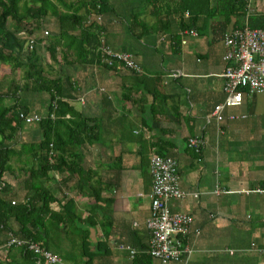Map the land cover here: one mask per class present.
Returning a JSON list of instances; mask_svg holds the SVG:
<instances>
[{
	"label": "crops",
	"instance_id": "crops-1",
	"mask_svg": "<svg viewBox=\"0 0 264 264\" xmlns=\"http://www.w3.org/2000/svg\"><path fill=\"white\" fill-rule=\"evenodd\" d=\"M111 3L113 12L103 16L107 43L132 54L142 74L135 76L118 65L75 66L67 76L72 88L63 82V93L74 109L97 120L98 141L85 146L83 155L94 180L111 190L106 214L110 226L101 214L98 217L109 235L104 237L100 225L90 229L91 241L100 242L91 264H132L120 245L140 253L137 264H159L141 254L149 239L148 165L155 153L174 158L181 189L198 193L197 198L168 202L172 212L192 216V229L199 232L188 236L184 261L172 264H264V193L257 192L264 189V94H247L241 107L223 111V116L236 113L244 118L218 122L212 115L225 97L223 36L248 25L251 17L264 21V0H246L244 13L235 12V0L185 1L201 12L192 28L195 35L180 27L181 17L187 22L189 13L179 16L172 11L184 6L182 0H136L135 14L125 0ZM176 36L179 40L172 42ZM35 109L30 107V112L37 113ZM30 136L40 135L34 128ZM193 136L204 140L199 155L186 146ZM61 179L52 176L56 196L61 195L57 187H65ZM75 197L77 214L86 216L89 197ZM7 242L0 236V264H45L23 257L20 248ZM56 247L51 251L59 255Z\"/></svg>",
	"mask_w": 264,
	"mask_h": 264
},
{
	"label": "trees",
	"instance_id": "trees-1",
	"mask_svg": "<svg viewBox=\"0 0 264 264\" xmlns=\"http://www.w3.org/2000/svg\"><path fill=\"white\" fill-rule=\"evenodd\" d=\"M182 1L184 6L178 5L172 11L179 16L189 13L187 22L181 17L180 27L182 31H190L201 12L192 10L185 3L188 0ZM235 1V12L244 13L246 0ZM110 5L111 0H0V63L10 65L13 70L22 69L25 80L20 87L13 84L7 93L0 92V236L7 240L11 235L31 240L48 251L56 243V251L69 264L76 261L91 264L98 256L100 242L91 241L90 229L100 225L104 237L109 235L104 224L107 223L108 227L111 224L106 214L112 198L108 196L111 191L109 185L99 179L94 180L93 170L85 165L83 155L85 146L98 141L97 120L84 117L74 109L69 97L63 93V82L69 88L73 82L70 77L56 74L52 64L62 62L73 68L100 65L109 69L118 65L135 76L142 74L139 65L140 72L137 73L123 67L122 62L115 61L108 66L102 61L99 50L101 38L110 51L130 54L115 51L107 43L103 16L113 12ZM48 15L57 20L58 29L48 42L41 39L37 42L43 43L49 64L35 47L24 52L25 42L17 36L22 23L39 28ZM160 15H156L158 21ZM99 17L101 20H97ZM248 27L264 28V21L251 17ZM32 30H28V34H32ZM178 40L176 36L172 42ZM130 56L134 59L132 54ZM24 92L47 95L45 116L36 123L40 137L35 141H22L20 138L24 122L19 113L32 114L30 106L22 101ZM9 99L13 105L6 103ZM54 173L62 176L61 182L65 186L72 187L71 196L58 198L55 195L50 185ZM7 175L19 181L21 196H17L13 185L6 180ZM79 193L87 195L92 203L84 217L76 212L75 194ZM100 214L104 224L98 218ZM147 249L148 244L141 254L150 261L153 258ZM21 251L23 257L37 259L32 252ZM139 255H134L132 264H137Z\"/></svg>",
	"mask_w": 264,
	"mask_h": 264
},
{
	"label": "built area",
	"instance_id": "built-area-1",
	"mask_svg": "<svg viewBox=\"0 0 264 264\" xmlns=\"http://www.w3.org/2000/svg\"><path fill=\"white\" fill-rule=\"evenodd\" d=\"M44 33L48 34L46 31ZM187 33L195 35L193 30ZM223 45L225 51L222 61L225 67L221 77L224 80L222 90L225 97L212 112L218 122L224 119L233 121L244 118V114L236 113L223 116V111L241 107L247 94H264V28L251 29L247 24L234 28L224 34ZM34 47H36L34 38H29L24 51H30ZM99 50L102 53V61L106 65L111 66L113 62L118 61L123 63V67L137 73L140 72L136 61L130 54L110 51L105 46L103 38L100 39ZM19 117L24 123L30 124L40 121L42 115L19 113ZM186 146L199 155L204 148V140L199 136L189 137ZM148 173L151 200L149 216L145 220L149 234L148 253L159 264L182 263L184 255L188 253L184 245L188 236L192 232L198 235L199 232L192 229V216L172 212L168 202L170 200L181 201L187 196L197 198L198 193L189 194L181 189L177 162L170 156H160L156 153L150 155ZM257 192L264 193V189H258ZM7 246H15L25 252H32L38 261H43L45 264H65L59 255L42 249L38 243L31 240L18 239L11 235ZM118 248L126 251L130 259H133L136 254V250L128 245H120Z\"/></svg>",
	"mask_w": 264,
	"mask_h": 264
},
{
	"label": "rangeland",
	"instance_id": "rangeland-1",
	"mask_svg": "<svg viewBox=\"0 0 264 264\" xmlns=\"http://www.w3.org/2000/svg\"><path fill=\"white\" fill-rule=\"evenodd\" d=\"M125 3H126L127 7H132V12H133V14H135L136 8L138 7V5L136 6V0H125ZM59 10L63 11L62 8H59ZM137 10H139V8H137ZM81 12H82V14H84V10H81ZM10 28L13 29L12 24L10 25ZM31 29H33L32 30L33 33L28 34V30H31ZM57 29H58L57 20L53 16L48 15L44 19L42 25L39 28H35V27H33V25H31L30 23H27V22L22 23L18 29L17 36L21 40H23L25 43L29 38H34L36 40V47H35L36 50L44 58V60L46 62H48V64H49V55H48L46 49L44 48L43 43H39V42H37V40L41 39L43 41L48 42L50 39V36L53 35L57 31ZM45 31L48 33L47 35H45V33H44ZM25 43H24V47H25ZM24 47H23V50H24ZM52 66H53V69L55 70L56 74L61 75L63 77L64 76L67 77L69 75L68 74L69 73V67H72V66H67V64H63L62 62H60L57 65L52 64ZM44 67H45V69H47V66H44ZM22 72H23L22 69L13 70L10 65L0 63V92L7 93L8 89H11V85H13V84H15L16 86H19V87L22 86L25 82V80L22 76L23 75ZM64 81H65V79H64ZM223 82H224V80H223ZM26 100H29L31 102L29 104V106L31 108H36L35 110H36L38 115L41 116V114H42V116H45L46 101H47V95L45 93H34V94L30 95V93L24 92L22 95V101L25 102ZM6 103L8 105H13V101L11 99L7 100ZM23 127L24 128L22 129L21 135H20V138L22 141L38 140V139H32L30 136L32 129L37 127L36 123H32L30 125V127H27V128L25 127V125H23ZM29 129H30V131H29ZM11 162L13 163L12 160H11ZM177 173H178V164H177ZM6 180L10 184L13 185V187L15 189V193H18L17 196H21L20 195L21 187H20L19 181L16 179H13L10 175H7ZM51 181H52V179H51ZM56 185H57V183H56ZM55 187H57V186H55ZM57 189L61 193V195L57 196L58 198H62L63 196H68V194H66V193H69L70 196L72 195V192H70L71 188H68V186H65L63 191L61 190L62 188L57 187ZM244 195H245V193H243V196Z\"/></svg>",
	"mask_w": 264,
	"mask_h": 264
},
{
	"label": "bare ground",
	"instance_id": "bare-ground-1",
	"mask_svg": "<svg viewBox=\"0 0 264 264\" xmlns=\"http://www.w3.org/2000/svg\"><path fill=\"white\" fill-rule=\"evenodd\" d=\"M39 122V121H38ZM33 123H37V122H33ZM32 123H30V124H26V123H24V125L25 126H30ZM149 166V165H148ZM149 174V173H148ZM150 177V176H149ZM11 247H15V246H11ZM18 248V247H17ZM22 250V249H21ZM34 255V254H33Z\"/></svg>",
	"mask_w": 264,
	"mask_h": 264
}]
</instances>
